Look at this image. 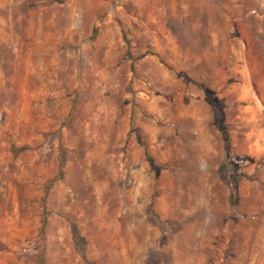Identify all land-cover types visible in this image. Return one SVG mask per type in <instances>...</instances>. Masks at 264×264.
<instances>
[{
	"label": "rangeland",
	"instance_id": "374dc122",
	"mask_svg": "<svg viewBox=\"0 0 264 264\" xmlns=\"http://www.w3.org/2000/svg\"><path fill=\"white\" fill-rule=\"evenodd\" d=\"M0 264H264V0H0Z\"/></svg>",
	"mask_w": 264,
	"mask_h": 264
},
{
	"label": "trees",
	"instance_id": "16d2710c",
	"mask_svg": "<svg viewBox=\"0 0 264 264\" xmlns=\"http://www.w3.org/2000/svg\"><path fill=\"white\" fill-rule=\"evenodd\" d=\"M208 101L213 106L218 129L221 132L223 138L225 139V141L227 143V148H228V146H229V138H228V135L225 133L223 127H222V112H221V109L219 108L218 104L214 100L208 98Z\"/></svg>",
	"mask_w": 264,
	"mask_h": 264
}]
</instances>
